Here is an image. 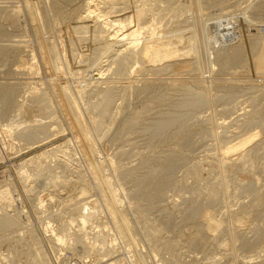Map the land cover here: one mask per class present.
Masks as SVG:
<instances>
[{"label": "rangeland", "instance_id": "obj_1", "mask_svg": "<svg viewBox=\"0 0 264 264\" xmlns=\"http://www.w3.org/2000/svg\"><path fill=\"white\" fill-rule=\"evenodd\" d=\"M90 3L0 0V191L18 199L0 214L20 219L0 242L22 241L3 245L9 264H264V0L145 2L153 41L121 74L117 27L99 33Z\"/></svg>", "mask_w": 264, "mask_h": 264}, {"label": "bare ground", "instance_id": "obj_2", "mask_svg": "<svg viewBox=\"0 0 264 264\" xmlns=\"http://www.w3.org/2000/svg\"><path fill=\"white\" fill-rule=\"evenodd\" d=\"M96 0H91V3H90V6H89V13H87V15H89V17H94V19H95V21H97V25H98V27L96 26V28L98 29V31H100L99 33H108L109 34V29H108V27H113V28H115V27H117L116 28V32L114 33H111V35L109 34V36L110 37H108V41H107V50L109 51V50H113V47L114 46H116L115 44H123V46L122 47H125V49L123 50L122 49V51H121V53H119L120 54V56H118V55H116V56H118L119 57V59H121L120 60V63L121 64H119L118 62H119V60H117V65L119 66H117L118 67V71H117V68H115L116 69V71L117 72H119L120 74L123 72V70H122V67L124 66H128L129 64H130V62H133V61H135V63H136V61L138 60V59H140L141 57H140V55H142L143 53L145 54L146 53V51H145V49H148L147 47L149 46V44H150V42H152L153 41V39H151L150 40V42H149V39L148 40H144V38H147V36H149V35H151L152 37L154 36V34H153V31L155 30L154 29V27H153V31L151 30V26H146V24L144 23V25H143V22H145V21H149V20H146L147 18H148V16H149V13L152 11V10H154V8L153 9H151V8H147L146 7V4H145V2H148L149 0H140L141 1V6H140V4H139V6L137 7V9L136 10H133L130 14H128L129 16H130V19L132 20V22H130V20L129 19H124L123 20V17H120V16H122L121 14H120V12H122L121 10H119L118 11V9H117V5L119 6V2L120 1H122V0H105L106 1V5H107V8L109 9V11L104 15V13H105V11L103 12V14L102 15H100V14H97V15H95L94 13L95 12H97V11H94V7H93V10H91V6H93V2H95ZM127 1H129V0H127ZM134 1V0H133ZM139 1V2H140ZM157 1H159V0H157ZM161 1V0H160ZM168 1V0H167ZM104 2V0L101 2V4ZM128 3V2H127ZM167 3V2H166ZM169 3V2H168ZM27 4V3H26ZM95 4V3H94ZM99 4V3H98ZM123 4H124V2H123ZM122 4V5H123ZM130 4V3H129ZM134 4V3H133ZM161 4V3H160ZM97 5V4H96ZM96 5H94L95 7H96ZM135 5H137V3L135 4ZM59 6V5H58ZM101 6V5H100ZM105 6V5H104ZM151 6V5H150ZM159 6V5H158ZM102 7V6H101ZM106 7V6H105ZM122 6L120 5V8H121ZM124 7L125 6H123V9H124ZM98 8V7H97ZM96 8V9H97ZM104 8V7H103ZM102 8V9H103ZM36 9V8H35ZM57 9H58V7H57ZM101 8H99V10H100ZM159 9V8H158ZM168 8L166 7V10H167ZM105 10H106V8H105ZM87 11V10H86ZM130 11V10H129ZM60 12V11H59ZM100 13H101V11H99ZM98 12V13H99ZM117 12H119V14H120V16H118V13ZM161 12V11H160ZM116 13H117V17L115 16L116 15ZM155 13V12H154ZM123 15H124V12L122 13ZM127 15V14H126ZM126 15H124V16H126ZM152 15H153V13H152ZM160 15V14H159ZM113 17H115V18H113ZM81 18V17H80ZM84 18V17H83ZM85 18H86V16H85ZM88 18V17H87ZM103 19V20H100V19ZM111 18H113L112 20H111ZM129 18V17H128ZM153 19V18H152ZM155 19V18H154ZM83 20V19H82ZM83 21H85V19L83 20ZM95 21H94V23H95ZM127 21H129V23L127 22ZM86 22V21H85ZM93 22V21H92ZM127 22V23H126ZM137 23L135 26L133 25V26H131V24L132 23ZM155 22V21H154ZM153 22V23H154ZM78 23V25H79V22H77ZM80 23H81V21H80ZM88 23V20H87V22H86V24ZM91 23V22H90ZM115 23H117V24H115ZM147 23V22H146ZM148 23H150V22H148ZM156 23V22H155ZM76 23H74V25H75ZM89 24V23H88ZM87 24V25H88ZM92 24V23H91ZM86 25V26H87ZM94 24H92L90 27L91 28H93L94 26H93ZM76 26V25H75ZM93 26V27H92ZM115 26V27H114ZM82 27V26H81ZM89 27V26H88ZM89 27V28H90ZM264 27V26H263ZM84 28V27H83ZM83 28H81V29H83ZM87 28V27H86ZM95 28V27H94ZM93 28V29H94ZM95 28V29H96ZM92 29V30H93ZM94 29V30H95ZM111 29V28H110ZM74 30V29H73ZM84 31H86L85 29H83ZM82 30V32H84ZM87 30H89V29H87ZM113 31H114V29H112ZM97 30H95V31H91V32H96ZM156 31V30H155ZM74 32V31H73ZM79 32V31H78ZM80 32H81V30H80ZM81 32V33H82ZM87 32V31H86ZM112 32V31H111ZM262 32V31H261ZM88 33V32H87ZM121 33V35H119ZM263 33H264V31H263ZM2 34V33H1ZM46 34V33H45ZM85 34V33H84ZM83 34V35H84ZM97 34V33H96ZM86 35V34H85ZM93 35V34H92ZM79 36H81V35H79ZM98 36V35H97ZM97 36H94V38H91V39H96L97 38ZM120 36H121V38H120ZM87 37H88V35H87ZM119 37V38H118ZM150 37V36H149ZM262 39H264V34L263 35H261L260 36ZM81 39V38H80ZM99 39V38H98ZM156 39V38H155ZM154 39V40H155ZM55 40V39H54ZM83 40V39H82ZM89 41V40H88ZM93 41V40H92ZM144 41V44L142 45V42ZM53 42H55V41H53ZM61 42V41H60ZM64 43H65V41H63ZM71 42V41H70ZM81 42V41H80ZM98 42H99V40H98ZM149 42V43H148ZM56 43H58L57 42V40H56ZM74 43V42H73ZM46 43H44V45H45ZM54 44V43H53ZM49 45H51V44H49ZM56 45V44H55ZM73 45V44H72ZM142 45V46H141ZM54 46V45H53ZM118 46V45H117ZM147 46V47H146ZM120 47V46H119ZM54 48H55V46H54ZM58 48V47H57ZM116 47H114V49H115ZM45 49H47V47L45 48ZM51 49V48H50ZM65 49H66V46H65ZM48 50V49H47ZM55 50V49H54ZM57 50V49H56ZM76 50V49H75ZM106 50V51H107ZM242 50V49H241ZM3 51V50H2ZM71 51H73V50H71ZM114 51V50H113ZM51 52V51H50ZM58 52V51H57ZM74 52V51H73ZM76 52V51H75ZM242 52H243V50H242ZM78 53V52H77ZM102 53H103V51H102ZM105 54H106V52H104ZM111 53V52H110ZM239 53V52H238ZM245 53V52H244ZM244 53H243V55H244ZM8 54V53H7ZM52 54V53H51ZM99 54V53H98ZM109 53H107V55H108ZM240 54V53H239ZM55 55L56 54H54V58H55ZM65 55H66V50H65ZM68 55V54H67ZM66 55V56H67ZM82 55H83V53H82ZM81 55V56H82ZM97 55V54H96ZM242 55V54H241ZM60 56V54H58V56H56L58 59L60 58L59 57ZM74 56V55H73ZM84 56V55H83ZM143 56V55H142ZM145 56V55H144ZM53 57V56H52ZM103 57V56H102ZM102 57H101V60H102ZM243 57H245V56H243ZM53 58V59H54ZM65 56H64V60H65ZM67 58H68V56H67ZM67 58H66V60H67ZM76 58V57H75ZM93 58V57H92ZM96 58V57H95ZM98 58H100V57H98ZM97 58V59H98ZM145 58V57H144ZM144 58H142V59H144ZM236 58H237V55H236ZM235 58V59H236ZM239 58V57H238ZM237 58V60H239ZM242 58V57H241ZM35 59H37V58H35ZM52 59V60H53ZM141 59V60H142ZM32 60V59H31ZM63 60V61H64ZM80 61H81V59H79ZM35 61V60H34ZM37 61V60H36ZM59 61H61V58H60V60ZM98 61H100V60H98ZM53 62H55V61H53ZM67 62V61H66ZM69 62V61H68ZM115 62H116V60H115ZM241 62V61H240ZM31 63V62H30ZM37 63V62H36ZM59 63V62H58ZM62 63V62H61ZM60 63V64H61ZM80 63V62H79ZM54 64H56V63H54ZM66 64V63H65ZM98 64V63H97ZM132 64V63H131ZM243 64V63H242ZM68 65V63L66 64V66ZM81 65V64H80ZM57 66V65H56ZM63 66H65V65H63ZM69 66H70V64L68 65V67L67 68H69ZM101 66V65H100ZM39 67V66H38ZM138 67V66H137ZM62 68V67H61ZM66 68V67H65ZM98 68V67H97ZM36 69V68H35ZM34 69V70H35ZM70 69V68H69ZM68 69V71L69 72H71L70 70ZM126 69V68H125ZM27 70V69H26ZM41 70V69H40ZM57 70V69H56ZM61 70V69H60ZM63 70V69H62ZM121 70H122V72H121ZM64 71V70H63ZM135 71V70H134ZM26 72V71H25ZM31 72V71H30ZM36 72V71H35ZM68 73V72H67ZM72 73V72H71ZM77 73H78V71H77ZM118 73V74H119ZM64 75H66V74H64ZM60 76V75H59ZM77 82V81H76ZM79 82V81H78ZM69 83V82H68ZM36 84V83H35ZM10 85V84H9ZM24 85V84H23ZM34 85H32V87H33ZM67 86V85H66ZM9 87V86H8ZM16 87V86H15ZM64 87V86H63ZM80 87V86H79ZM31 88V87H30ZM34 88V87H33ZM32 88V89H33ZM69 88V87H68ZM67 88V89H68ZM85 88V87H84ZM10 89L8 88L7 89V91H9ZM14 90V89H13ZM30 90V89H29ZM43 90V89H42ZM70 90V89H69ZM69 90H68V92H69ZM1 91V90H0ZM11 92H15V90L14 91H12V90H10ZM33 91V90H32ZM44 91V90H43ZM64 91H66V90H64ZM28 92V91H27ZM6 93V92H5ZM5 93H4V95H5ZM10 93V92H9ZM16 93V92H15ZM45 93V92H44ZM44 93H43V95H44ZM106 93H107V91H106ZM7 94H8V92H7ZM28 94V93H27ZM46 94V93H45ZM48 94V93H47ZM46 94V95H47ZM72 94V93H71ZM74 94H76L75 92H74ZM79 94V93H78ZM29 95V94H28ZM27 95V96H28ZM40 95H41V92H40ZM45 95V96H46ZM109 94H107L106 96H105V98H106V101H108L107 100V96H108ZM12 96V95H11ZM38 96V95H37ZM68 96V95H67ZM72 96V95H71ZM10 97V96H9ZM12 97H15V96H12ZM49 97V96H48ZM75 97H76V95H75ZM78 97V96H77ZM102 97V96H101ZM35 98H37V97H35ZM72 99H73V97H71ZM8 99V98H7ZM11 99V98H10ZM68 99V98H67ZM3 100H5L6 101V99H3ZM49 101H50V99H48ZM52 100V99H51ZM5 101H4V103H5ZM31 101H32V99H31ZM36 101V100H35ZM34 101V102H35ZM40 101H41V99H40ZM42 101H45L44 103H42L43 104V106H41L43 109H45L46 111L48 110V111H50V107L49 106H51V103H53V102H51L50 103V105H48L47 104V102H49V101H47L46 99H43ZM47 101V102H46ZM69 101V100H68ZM73 101H74V99H73ZM76 101V100H75ZM12 102H14V105H15V101H12ZM38 102H39V97H38ZM77 102H78V100H77ZM76 102V103H77ZM3 103V102H2ZM1 103V104H2ZM17 103V102H16ZM8 104V103H7ZM31 104V103H30ZM32 104H34L33 103V101H32ZM36 104V103H35ZM80 104V103H79ZM110 104V103H109ZM5 106H6V103L4 104ZM54 105V104H53ZM17 106V105H16ZM71 107L73 106V104L72 105H70ZM74 106H75V104H74ZM94 106V105H93ZM107 106V107H106ZM8 107V106H7ZM13 107V106H12ZM76 107H78V103H77V105H76ZM17 108V107H16ZM26 108V107H25ZM29 108V107H28ZM40 108V107H39ZM38 108V109H39ZM73 108V107H72ZM78 108H80V107H78ZM88 108V107H87ZM92 108H94L95 110H97L98 111V113H102V112H104L106 109H108L109 107H108V105H105V103L104 104H101V103H99V104H97V105H95V107H92ZM91 108V109H92ZM2 109V108H1ZM14 109H15V107H14ZM27 109V108H26ZM90 109V108H89ZM52 110V109H51ZM87 110V109H86ZM93 110V109H92ZM95 110H93V111H95ZM24 111H25V109H24ZM42 111V110H41ZM55 111V110H54ZM54 111H53V115H54ZM79 111H80V109H79ZM107 111V110H106ZM13 112H14V110H13ZM18 112V111H17ZM17 112H15V115H16V113ZM52 112V111H51ZM74 112V111H73ZM4 113V112H3ZM25 113V112H24ZM80 113H81V111H80ZM108 113V112H107ZM18 114V113H17ZM49 114H50V112H49ZM52 114H50V116H52ZM1 115V114H0ZM14 115V114H13ZM19 115V114H18ZM24 114H22L21 116H23ZM81 115V114H80ZM79 115V117H81ZM21 116H19L20 118H21ZM49 116V118L51 119H53L54 117H50ZM58 115H56V118L58 119V117H57ZM77 116V115H76ZM101 116V115H100ZM103 116V115H102ZM18 117V118H19ZM78 117V116H77ZM15 118H16V116H15ZM56 118H54V121L56 120ZM82 118V117H81ZM51 119V120H52ZM83 119V118H82ZM12 120V119H11ZM18 121V120H17ZM36 121V120H35ZM53 121V120H52ZM58 121H60L59 119H58ZM81 121V120H80ZM16 121H14V123H15ZM34 122V121H33ZM39 122V120H37V123ZM56 122V121H55ZM62 122V121H61ZM82 122V121H81ZM13 123V122H12ZM19 123H21L20 121H19ZM36 123V122H35ZM41 123L43 124V122H40V123H38L39 124V126L41 125ZM44 125H46V122L44 121ZM62 124V123H61ZM85 124V123H84ZM99 124V123H98ZM22 125V124H21ZM21 125H19V126H21ZM10 126L13 128V125H11L10 124ZM9 126V128L12 130V128ZM38 126V127H39ZM16 127V126H15ZM14 127V128H15ZM17 127H18V125H17ZM42 128H43V126H41ZM48 127H50V124H49V126ZM47 127V128H48ZM84 127V126H83ZM1 128V127H0ZM18 128H20V127H18ZM90 128V127H89ZM10 129H8V130H10ZM26 129H27V127H26ZM50 129V128H49ZM55 129V128H54ZM16 130H17V128H16ZM21 130H23V128L21 129ZM25 130V129H24ZM59 130V129H58ZM39 131H42V130H40L39 129ZM13 132V131H12ZM19 132H21V131H19ZM23 132V131H22ZM46 132V131H45ZM44 132V133H45ZM28 133V132H27ZM43 133V134H44ZM46 134H47V132H46ZM45 135V134H44ZM20 136H22L21 134H20ZM47 137V136H46ZM10 138V137H9ZM90 141V140H89ZM92 143V142H91ZM94 143V142H93ZM3 144V143H2ZM1 145V144H0ZM67 145V144H66ZM35 146V145H34ZM52 149V148H51ZM59 149V148H58ZM0 155H1V152H0ZM48 156V155H47ZM2 157V156H1ZM245 164H246V162H245ZM40 167V166H39ZM31 168V167H30ZM22 172H24V171H22ZM21 172V173H22ZM25 174H27L28 176H29V174H28V171L27 172H25ZM22 176H24L23 174H22ZM28 176H26L25 175V178L26 177H28ZM34 177V176H33ZM40 177V176H39ZM38 177V178H39ZM28 179V178H27ZM28 182V181H27ZM49 183H50V181H49ZM84 183V182H83ZM54 184V183H53ZM112 184V183H111ZM110 187V186H109ZM29 189V188H28ZM14 192V191H13ZM13 192H12V190L10 189V188H6V189H4V190H2V191H0V209L1 210H3V208H6L7 210H8V208H12L13 207V205L14 204H16V202L18 201V199L16 200L15 199V197L13 196ZM17 197V196H16ZM20 199V198H19ZM36 200V199H35ZM118 203V202H117ZM44 205H45V203H44ZM44 205H42V206H44ZM41 206V207H42ZM40 207V206H39ZM40 207V208H41ZM89 209V208H88ZM6 210V211H7ZM10 210V209H9ZM5 211V212H6ZM93 211V210H92ZM1 213V212H0ZM7 213V212H6ZM90 213V212H89ZM94 213V212H93ZM96 213V212H95ZM9 214H11V213H9ZM9 214H5V213H2V214H0V235H2V234H4L5 232H7V231H9V230H12V229H14V228H16L19 224H20V222L18 221V220H20L19 218L17 219L16 217H11ZM15 214H16V212H15ZM81 216V215H80ZM89 216H92V215H90L89 214ZM94 217V216H93ZM81 218V221H80V223L81 224H79L80 226H82L83 227V230H86L87 228H86V225H88L87 223H88V215L86 214V215H83V216H81L80 217ZM77 222V221H76ZM50 224V223H49ZM79 225H77L78 227H79ZM81 227V228H82ZM128 227V226H127ZM123 228H124V226H123ZM126 228V227H125ZM120 229V228H119ZM130 229V228H129ZM81 230V229H80ZM79 230V231H80ZM121 230L122 229H120V232H121ZM82 232V231H81ZM129 230L128 229H124V230H122V233L126 236V237H128L129 238V236L131 237L132 235H131V233L129 234ZM122 233H120V234H122ZM122 237V236H121ZM124 237V236H123ZM126 237H124V238H126ZM16 238H13V239H7V240H5L4 241V239H3V241H2V239H1V242H0V256L2 257V259L6 262L5 264H9V262H12V259H15V258H13V253L11 252H9V254H7V255H5L3 252H2V247H3V245L6 243V242H9V243H11L12 241H14ZM64 238H62V239H60L62 242L64 241L63 240ZM123 239V238H122ZM16 240H19V241H17V242H22V241H20L21 240V238H17ZM25 240V239H24ZM128 240H131V238H129ZM103 242H105V241H103ZM134 242V241H133ZM18 244V243H17ZM103 244V243H102ZM108 247H110L109 245H108ZM115 248V247H114ZM15 250H17V249H15ZM14 250V251H15ZM7 251V250H6ZM115 253V252H114ZM3 260H2V262H3ZM14 261V260H13ZM4 264V263H3ZM33 264H37L36 263V261L34 260V263Z\"/></svg>", "mask_w": 264, "mask_h": 264}]
</instances>
